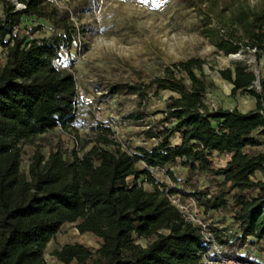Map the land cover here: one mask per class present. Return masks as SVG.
Masks as SVG:
<instances>
[{
  "label": "trees",
  "instance_id": "obj_1",
  "mask_svg": "<svg viewBox=\"0 0 264 264\" xmlns=\"http://www.w3.org/2000/svg\"><path fill=\"white\" fill-rule=\"evenodd\" d=\"M17 1L25 8L0 0V264H47V244L64 225L95 236L98 248L65 245L51 253L59 264H205L218 255L213 245L224 257L264 264V78L240 61L219 70L231 95H245L256 107L212 110L206 94L214 84L203 71L206 62H171L160 75L128 89L140 106L170 93L161 118L141 131L155 143L122 150L111 128L100 123L91 128L80 151L92 146L82 155L56 150L45 156L38 148L25 172V145L55 129L76 131L77 82L56 62L70 52L79 30L71 14L49 0ZM179 1L200 12L197 33L214 53L264 56V0L207 11L203 0ZM23 17L46 20L51 35L20 34ZM221 157L225 164L216 167L214 158ZM174 168L185 171L181 187ZM200 176L209 183L200 186ZM169 196L193 201L206 221L213 213L228 218L209 223L206 240Z\"/></svg>",
  "mask_w": 264,
  "mask_h": 264
},
{
  "label": "rangeland",
  "instance_id": "obj_2",
  "mask_svg": "<svg viewBox=\"0 0 264 264\" xmlns=\"http://www.w3.org/2000/svg\"><path fill=\"white\" fill-rule=\"evenodd\" d=\"M11 4V0H7ZM17 1V0H16ZM203 10L223 9L228 4L254 5L257 0H203ZM18 2V1H17ZM50 6L59 11H67L78 28V40L70 52L62 53L57 66L65 67L77 82V125L75 132L60 129L48 131L38 136L31 145L23 147L21 170L27 171L29 158L38 148L45 156L50 151L60 150L67 155L75 150L80 156L81 147L90 140L94 128L100 123L113 131V138L122 150L135 146H150L155 141H145L141 133L146 124L161 118L164 101L169 92H161L158 97L140 106L138 99L128 89L138 86L148 78L160 75L171 62L183 61L191 57L206 62L203 71L214 86L207 91L206 100L212 110H233L241 112L254 110L255 101L245 95H231L232 86L223 81L219 70L226 69L233 62L247 63L258 78H264V56L256 57L253 52L239 54L232 59L214 53V49L198 33L200 12L187 8L179 0H49ZM2 5L0 4V16ZM24 30L30 38L43 39L51 35V25L44 19L22 18ZM38 28V31L35 29ZM40 28V29H39ZM2 52L0 51V61ZM213 70H210V68ZM124 88H127L125 90ZM152 91H149L151 93ZM142 114V119H136ZM171 142L177 143L174 137ZM226 158H214L216 167L223 166ZM174 176L181 187L186 180L185 171L174 168ZM153 175L159 181L169 183L160 172ZM256 179L262 178L257 173ZM140 182V181H139ZM204 176L198 178L200 186L207 185ZM146 189L148 186L144 185ZM228 218L227 213H213L209 223ZM142 246L143 240L138 241ZM79 244L85 248H98V239L89 234H80L74 225H64L45 249L47 264L57 263L51 253L65 245Z\"/></svg>",
  "mask_w": 264,
  "mask_h": 264
},
{
  "label": "built area",
  "instance_id": "obj_3",
  "mask_svg": "<svg viewBox=\"0 0 264 264\" xmlns=\"http://www.w3.org/2000/svg\"><path fill=\"white\" fill-rule=\"evenodd\" d=\"M11 4L15 6L16 10L25 8L16 0H11ZM168 199L170 204L174 206L186 220L192 222L194 225L200 226L203 233L207 230L209 222L203 219L201 211L196 207L193 201H184L177 196H169ZM204 236L205 239L208 240L209 235L204 233ZM211 252L218 253V255L216 258L206 259L205 264H251L222 256L220 254V248L216 245L212 246Z\"/></svg>",
  "mask_w": 264,
  "mask_h": 264
},
{
  "label": "water",
  "instance_id": "obj_4",
  "mask_svg": "<svg viewBox=\"0 0 264 264\" xmlns=\"http://www.w3.org/2000/svg\"><path fill=\"white\" fill-rule=\"evenodd\" d=\"M229 57L232 58V59H236V58H239V54H237V55H229Z\"/></svg>",
  "mask_w": 264,
  "mask_h": 264
},
{
  "label": "crops",
  "instance_id": "obj_5",
  "mask_svg": "<svg viewBox=\"0 0 264 264\" xmlns=\"http://www.w3.org/2000/svg\"><path fill=\"white\" fill-rule=\"evenodd\" d=\"M0 51L2 52V50L0 49ZM257 174V173H256ZM258 260H260V259H258Z\"/></svg>",
  "mask_w": 264,
  "mask_h": 264
}]
</instances>
